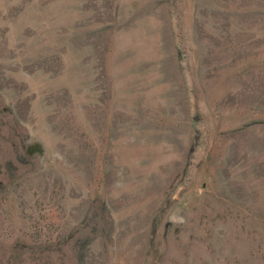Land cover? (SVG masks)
<instances>
[{"label": "rangeland", "instance_id": "1", "mask_svg": "<svg viewBox=\"0 0 264 264\" xmlns=\"http://www.w3.org/2000/svg\"><path fill=\"white\" fill-rule=\"evenodd\" d=\"M0 264H264V0H0Z\"/></svg>", "mask_w": 264, "mask_h": 264}]
</instances>
